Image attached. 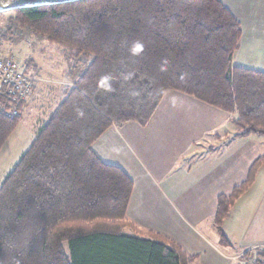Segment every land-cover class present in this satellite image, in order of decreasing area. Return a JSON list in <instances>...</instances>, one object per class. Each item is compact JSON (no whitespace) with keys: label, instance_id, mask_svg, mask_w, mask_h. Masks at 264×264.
Wrapping results in <instances>:
<instances>
[{"label":"trees","instance_id":"16d2710c","mask_svg":"<svg viewBox=\"0 0 264 264\" xmlns=\"http://www.w3.org/2000/svg\"><path fill=\"white\" fill-rule=\"evenodd\" d=\"M11 13L0 47L22 33L72 45L77 73L0 184V264H192L128 218L134 181L93 145L114 124L146 126L171 90L232 114L238 136H264V71L235 64L241 22L222 0H76ZM8 108L0 150L21 118ZM263 164L264 154L218 197L224 241V220Z\"/></svg>","mask_w":264,"mask_h":264},{"label":"crops","instance_id":"0c3cea01","mask_svg":"<svg viewBox=\"0 0 264 264\" xmlns=\"http://www.w3.org/2000/svg\"><path fill=\"white\" fill-rule=\"evenodd\" d=\"M222 2L243 27L235 64L264 71V0ZM40 90L35 83L31 100ZM237 133L224 110L171 90L146 126L114 124L93 148L134 181L128 218L141 229L175 241L193 257L192 264H264V193L256 205L245 206V212L250 208L246 219L244 211L232 209L222 224L225 241L215 224L218 197L240 183L260 156L258 143ZM185 196L197 198L181 199ZM233 218L237 224L247 222L235 239L224 227ZM222 243L234 244L237 250Z\"/></svg>","mask_w":264,"mask_h":264},{"label":"rangeland","instance_id":"374dc122","mask_svg":"<svg viewBox=\"0 0 264 264\" xmlns=\"http://www.w3.org/2000/svg\"><path fill=\"white\" fill-rule=\"evenodd\" d=\"M12 11L14 10L0 12V28L8 23ZM74 52L75 47L72 45L49 40L32 33L15 35L13 41H6L0 47L1 56H13L26 72L35 75L37 78L36 83L41 87V90L35 95L36 97L33 100L31 99L34 97L35 91L33 92L32 88L27 99L20 105L18 109L21 116L20 122L0 150V184L30 146L37 130L47 120L50 112L63 100L64 87L73 82L77 73V67L73 66L76 62L73 59ZM27 103L29 104L27 105ZM167 106V108L171 107L170 103ZM228 114L232 120L233 115ZM167 119L170 122V118L167 117ZM232 124L237 131H241L236 124ZM248 136H251V141L258 143L260 155L264 154V136L258 134ZM245 146L243 151L247 148ZM177 172L179 171L177 170ZM263 193L264 164L258 173V180L254 184L252 192H247L238 199L234 208L244 211L242 214L244 219H246V214L248 215L250 208L245 212V206L247 205L248 207L250 205L252 207V205H256L261 200ZM196 198V196H185L181 199L192 200ZM244 221L242 220L239 224L234 218L233 220L225 221L224 227L226 226L228 230H232L231 233H228L230 238L235 239L237 238L235 236L242 233L241 231L247 226V222L244 224ZM243 224L241 231H237ZM222 247L229 250H237V246L234 244L226 245L222 243ZM250 262L254 263L252 260L248 263Z\"/></svg>","mask_w":264,"mask_h":264},{"label":"built area","instance_id":"2783aa9c","mask_svg":"<svg viewBox=\"0 0 264 264\" xmlns=\"http://www.w3.org/2000/svg\"><path fill=\"white\" fill-rule=\"evenodd\" d=\"M36 80L35 75L26 72L13 56L0 55V108L4 106V100H7V112L19 115L18 109L27 99Z\"/></svg>","mask_w":264,"mask_h":264},{"label":"water","instance_id":"95a60500","mask_svg":"<svg viewBox=\"0 0 264 264\" xmlns=\"http://www.w3.org/2000/svg\"><path fill=\"white\" fill-rule=\"evenodd\" d=\"M71 1L76 0H0V12L26 7L60 4Z\"/></svg>","mask_w":264,"mask_h":264}]
</instances>
